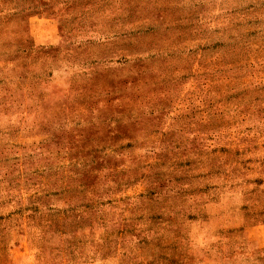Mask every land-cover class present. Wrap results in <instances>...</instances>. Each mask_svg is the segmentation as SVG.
<instances>
[{
  "label": "rangeland",
  "instance_id": "rangeland-1",
  "mask_svg": "<svg viewBox=\"0 0 264 264\" xmlns=\"http://www.w3.org/2000/svg\"><path fill=\"white\" fill-rule=\"evenodd\" d=\"M262 224L264 0H0V264H264Z\"/></svg>",
  "mask_w": 264,
  "mask_h": 264
},
{
  "label": "crops",
  "instance_id": "crops-1",
  "mask_svg": "<svg viewBox=\"0 0 264 264\" xmlns=\"http://www.w3.org/2000/svg\"><path fill=\"white\" fill-rule=\"evenodd\" d=\"M260 228H262L261 229V234H262V236H261V238H260V243L262 244V249H264V224H262L261 226H260ZM253 237V236H252ZM253 240V239H252ZM253 250H254V248H253V244H252V246H251V251L253 252Z\"/></svg>",
  "mask_w": 264,
  "mask_h": 264
}]
</instances>
